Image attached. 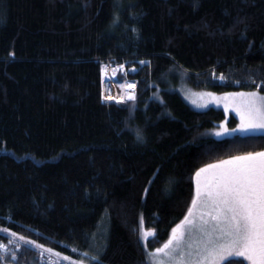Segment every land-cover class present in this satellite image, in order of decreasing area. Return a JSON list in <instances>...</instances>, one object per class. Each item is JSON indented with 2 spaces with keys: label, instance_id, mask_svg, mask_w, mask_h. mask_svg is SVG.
I'll return each mask as SVG.
<instances>
[{
  "label": "trees",
  "instance_id": "1",
  "mask_svg": "<svg viewBox=\"0 0 264 264\" xmlns=\"http://www.w3.org/2000/svg\"><path fill=\"white\" fill-rule=\"evenodd\" d=\"M107 61L137 82L133 119L103 99ZM261 80L264 0H0V228L68 264L107 223L103 264H144L141 216L158 234L151 251L187 214L199 168L264 150V135L209 136L226 113L194 108L181 87L226 94ZM17 259L47 260L31 246Z\"/></svg>",
  "mask_w": 264,
  "mask_h": 264
},
{
  "label": "snow or ice",
  "instance_id": "2",
  "mask_svg": "<svg viewBox=\"0 0 264 264\" xmlns=\"http://www.w3.org/2000/svg\"><path fill=\"white\" fill-rule=\"evenodd\" d=\"M139 63L143 65L150 62ZM117 68L121 71L119 80H115L117 69H113L109 75L107 65L103 67L102 74L110 84L113 81L118 83L122 93L118 96L106 95L104 100L127 107L129 119H133L137 108L134 91L136 82H125L129 73L124 71L123 64ZM136 71L135 67L131 69V72ZM225 79L222 74L219 76L220 81ZM249 81L251 84L257 83L251 77ZM235 83L240 85L241 81L236 80ZM261 87H264V80L260 81L255 91L225 94V98L232 101L240 123L232 129L222 126L215 131L216 136L237 131H264V94L259 90ZM207 95L210 99L199 107L207 108L209 103L217 102L213 94ZM157 99L161 104L164 103L162 98ZM224 108L228 110V103H225ZM136 139L140 143L145 142L141 130H137ZM194 181L195 195L191 206L183 220L171 229L169 238L162 246L151 251L148 249L150 242L158 240V234L155 227L147 230L141 216L138 235L146 253L144 264H238L236 257H243L249 264H264V151L248 152L208 164L195 172ZM0 231L10 237L7 244L0 243V264H19L17 251L24 246L35 248L39 256L54 251L10 228L2 227ZM91 239L93 243L89 247H96V252L91 255L89 264H103L100 256L104 246H97L95 236ZM72 251L78 252L76 248ZM55 255L61 256V253L56 252ZM79 255L78 260L69 256H63L62 259L68 264H85L90 253L84 251Z\"/></svg>",
  "mask_w": 264,
  "mask_h": 264
},
{
  "label": "rangeland",
  "instance_id": "3",
  "mask_svg": "<svg viewBox=\"0 0 264 264\" xmlns=\"http://www.w3.org/2000/svg\"><path fill=\"white\" fill-rule=\"evenodd\" d=\"M124 71H125V69H124ZM110 73L111 72L109 71L108 74L111 75ZM120 76H121V71L119 70V71H117V76H116L115 80H119ZM125 80H126V77H125ZM104 86L106 88L105 96L109 95V94H111L113 96H118L122 93V89L120 88L119 84L116 83L115 81H113L110 84L108 79L105 78ZM109 89H110V91H109ZM243 92H249V91H243ZM181 93H182L183 97L186 99V101L189 102L194 108H196L198 110H206V109H209L211 107L218 108V109H220V108L224 109V112L226 113V119L223 122H221L218 127L209 130V136L221 139L222 137H231V136L238 134L237 132H239V131L233 132V133L228 134V135L219 136V137L214 134L215 131L219 130L222 126H226L229 129H232V128H237L239 123H240L239 115L237 116L236 114H234L233 116L237 119V121L234 124H230V122H229L230 116H228L230 114L228 111L225 110L224 105H225V103H228V105H229L228 109H230V110H234V107L232 105V101L230 99L225 98V94H219V93H214V92H210V91L197 90V89H193V88L186 86V85H183L181 87ZM208 93L213 94V96L216 98L217 102L209 103L207 108L199 107L198 105L203 104L210 99L209 96L207 95ZM193 101H196V103H193ZM243 135L247 136V135H252V134H251V132H247V134H243ZM108 231H109V225L107 226V223H102L99 227V231H98L97 236H96L97 246H100L104 243L105 239L108 237ZM82 252H84V250L81 251V253ZM88 252L90 253V255H89V259L85 260V264H89L91 255L95 254V252H96V247H91ZM45 254L48 255L51 253L46 252ZM52 254H54V252Z\"/></svg>",
  "mask_w": 264,
  "mask_h": 264
},
{
  "label": "crops",
  "instance_id": "4",
  "mask_svg": "<svg viewBox=\"0 0 264 264\" xmlns=\"http://www.w3.org/2000/svg\"><path fill=\"white\" fill-rule=\"evenodd\" d=\"M237 92H240V91H237ZM250 92V91H249ZM231 93H233V92H231ZM262 94H264V93H262ZM223 109V108H222ZM224 110V109H223ZM228 112H229V114L230 115H234V114H236L237 116H238V114L236 113V111L235 110H230V109H228L227 110ZM229 115V116H230ZM238 134H236V135H243V134H247V133H243V132H237ZM251 134L252 135H260V134H264V131H253V132H251ZM222 138H224V137H222ZM261 151H264V150H261ZM259 152V151H258ZM232 158V157H231ZM231 158H228V159H231ZM228 159H225V160H228ZM224 160V159H223ZM223 160H220V161H223ZM220 161H218V162H215V163H219ZM215 163H212V164H215ZM194 195H195V189H194ZM171 234V233H170ZM236 258H243V257H236ZM244 259V258H243ZM248 262V261H247ZM249 263V262H248Z\"/></svg>",
  "mask_w": 264,
  "mask_h": 264
},
{
  "label": "built area",
  "instance_id": "5",
  "mask_svg": "<svg viewBox=\"0 0 264 264\" xmlns=\"http://www.w3.org/2000/svg\"><path fill=\"white\" fill-rule=\"evenodd\" d=\"M107 66H108V72H109V71L111 72L113 69H116V67H114V66H112V65H110V64H108ZM9 239H10V237H7L6 239H3V240H5V241H0V243L7 244V243L9 242Z\"/></svg>",
  "mask_w": 264,
  "mask_h": 264
},
{
  "label": "bare ground",
  "instance_id": "6",
  "mask_svg": "<svg viewBox=\"0 0 264 264\" xmlns=\"http://www.w3.org/2000/svg\"><path fill=\"white\" fill-rule=\"evenodd\" d=\"M106 78V77H105ZM104 83H105V80H104ZM106 92V88H105V86H104V93ZM106 94V93H105Z\"/></svg>",
  "mask_w": 264,
  "mask_h": 264
}]
</instances>
